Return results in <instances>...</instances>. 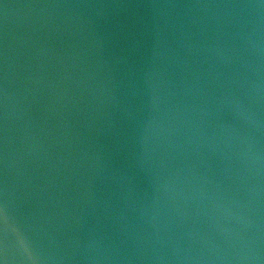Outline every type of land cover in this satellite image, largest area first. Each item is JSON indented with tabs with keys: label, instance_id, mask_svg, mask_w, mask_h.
I'll return each mask as SVG.
<instances>
[{
	"label": "water",
	"instance_id": "95a60500",
	"mask_svg": "<svg viewBox=\"0 0 264 264\" xmlns=\"http://www.w3.org/2000/svg\"><path fill=\"white\" fill-rule=\"evenodd\" d=\"M0 264H264V0H0Z\"/></svg>",
	"mask_w": 264,
	"mask_h": 264
}]
</instances>
